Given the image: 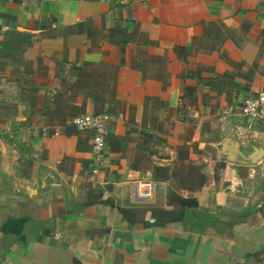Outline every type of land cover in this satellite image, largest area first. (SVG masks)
Instances as JSON below:
<instances>
[{"label":"crops","instance_id":"0c3cea01","mask_svg":"<svg viewBox=\"0 0 264 264\" xmlns=\"http://www.w3.org/2000/svg\"><path fill=\"white\" fill-rule=\"evenodd\" d=\"M261 90L264 0H0V264H264Z\"/></svg>","mask_w":264,"mask_h":264},{"label":"built area","instance_id":"2783aa9c","mask_svg":"<svg viewBox=\"0 0 264 264\" xmlns=\"http://www.w3.org/2000/svg\"><path fill=\"white\" fill-rule=\"evenodd\" d=\"M235 110L228 106L225 113L231 114ZM238 113L250 121H259L264 123V90L259 91L254 96H248L242 99ZM110 116L106 112L101 113H83L75 115L71 119V124L79 130L92 131V151L95 154L97 165L104 157V149L106 146L107 126ZM97 166L91 168L92 172H96ZM134 197L145 198L151 195L153 184L141 183L133 187Z\"/></svg>","mask_w":264,"mask_h":264},{"label":"water","instance_id":"95a60500","mask_svg":"<svg viewBox=\"0 0 264 264\" xmlns=\"http://www.w3.org/2000/svg\"><path fill=\"white\" fill-rule=\"evenodd\" d=\"M170 198L182 206H186V207L196 206V201L193 197L182 198V197H179L175 194H170Z\"/></svg>","mask_w":264,"mask_h":264},{"label":"trees","instance_id":"16d2710c","mask_svg":"<svg viewBox=\"0 0 264 264\" xmlns=\"http://www.w3.org/2000/svg\"><path fill=\"white\" fill-rule=\"evenodd\" d=\"M201 219H205V220H212L210 217H206V218H204V215L203 214H201Z\"/></svg>","mask_w":264,"mask_h":264}]
</instances>
